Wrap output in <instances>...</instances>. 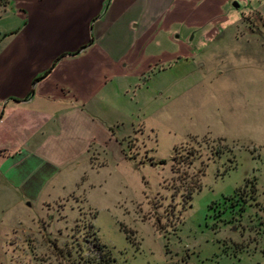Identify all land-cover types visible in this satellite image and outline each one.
I'll use <instances>...</instances> for the list:
<instances>
[{
	"label": "rangeland",
	"instance_id": "374dc122",
	"mask_svg": "<svg viewBox=\"0 0 264 264\" xmlns=\"http://www.w3.org/2000/svg\"><path fill=\"white\" fill-rule=\"evenodd\" d=\"M216 26L230 32L221 50L207 44L187 71L169 65L164 75L186 83L154 96L150 131H121L131 162L85 204L70 192L46 213L29 203L0 220V264H100L97 243L112 264H264V6L202 28ZM194 174L200 186L183 200Z\"/></svg>",
	"mask_w": 264,
	"mask_h": 264
},
{
	"label": "crops",
	"instance_id": "0c3cea01",
	"mask_svg": "<svg viewBox=\"0 0 264 264\" xmlns=\"http://www.w3.org/2000/svg\"><path fill=\"white\" fill-rule=\"evenodd\" d=\"M262 6L9 0L0 11V220L29 203L46 213L44 204L70 192L85 204L89 189L131 162L120 152L121 131L138 123L150 131L142 114L153 110L154 96L166 100L173 80L186 83L164 75L169 65L183 59L187 71L203 63L196 57L207 44L221 50L230 34L202 26Z\"/></svg>",
	"mask_w": 264,
	"mask_h": 264
},
{
	"label": "trees",
	"instance_id": "16d2710c",
	"mask_svg": "<svg viewBox=\"0 0 264 264\" xmlns=\"http://www.w3.org/2000/svg\"><path fill=\"white\" fill-rule=\"evenodd\" d=\"M8 1L9 0H6L3 4L5 5V3L8 2ZM218 140H221V139L218 138ZM227 149H228L227 145L226 144H222L215 151H217V153H220L222 150H227ZM171 158H172V160H174V154L171 155ZM184 158H186L185 163H188L189 159L187 158V155ZM158 161L161 162L162 158H160ZM182 161H184V160L182 159ZM170 168H171L170 170L174 169L173 168V161L171 163V167ZM199 172H200L199 174H201V171H199ZM187 183H188V186L184 188L183 200H185V199L190 197L191 190H193L194 188L197 189L200 186L199 178L197 177L196 174H194V176H192L187 181ZM250 188H252L251 185H250ZM121 230L124 232L125 238L129 239L127 231L125 229H121ZM95 247L97 249L98 256H99L98 257L99 258L98 262L100 264H112L111 256L109 255V252L107 251V249H104V245H102L101 243H97Z\"/></svg>",
	"mask_w": 264,
	"mask_h": 264
},
{
	"label": "water",
	"instance_id": "95a60500",
	"mask_svg": "<svg viewBox=\"0 0 264 264\" xmlns=\"http://www.w3.org/2000/svg\"><path fill=\"white\" fill-rule=\"evenodd\" d=\"M231 4H232V6H235V5H236V3H235V2H232ZM263 37H264V36H263Z\"/></svg>",
	"mask_w": 264,
	"mask_h": 264
}]
</instances>
